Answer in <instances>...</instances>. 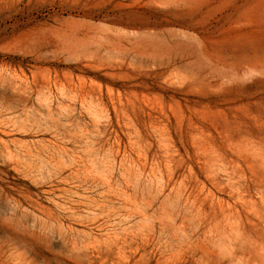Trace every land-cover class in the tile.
<instances>
[{
    "label": "rangeland",
    "instance_id": "obj_1",
    "mask_svg": "<svg viewBox=\"0 0 264 264\" xmlns=\"http://www.w3.org/2000/svg\"><path fill=\"white\" fill-rule=\"evenodd\" d=\"M0 264H264V0H0Z\"/></svg>",
    "mask_w": 264,
    "mask_h": 264
}]
</instances>
